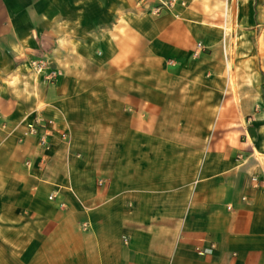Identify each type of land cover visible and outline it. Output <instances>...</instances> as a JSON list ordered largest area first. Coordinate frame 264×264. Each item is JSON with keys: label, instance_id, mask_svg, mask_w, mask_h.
<instances>
[{"label": "crops", "instance_id": "obj_1", "mask_svg": "<svg viewBox=\"0 0 264 264\" xmlns=\"http://www.w3.org/2000/svg\"><path fill=\"white\" fill-rule=\"evenodd\" d=\"M163 1L0 0V264H264V0Z\"/></svg>", "mask_w": 264, "mask_h": 264}, {"label": "rangeland", "instance_id": "obj_2", "mask_svg": "<svg viewBox=\"0 0 264 264\" xmlns=\"http://www.w3.org/2000/svg\"><path fill=\"white\" fill-rule=\"evenodd\" d=\"M150 3H152V7L150 8L151 12L153 13V15H158L160 14V9L161 7H166L165 5V1L162 2V0H149ZM191 0H171L170 2H168V6L172 7V5L177 6L178 8H180L181 10L183 9H189V5H190ZM193 5V4H192ZM207 11L209 10V8H204ZM215 10H220V8L218 7H214ZM206 15L209 17V19H211L208 23L204 24L209 25L212 30H213V35H212V39H213V46L210 47L211 50L213 52H217L218 55L216 57V59H218L219 61H222V65H223V71L226 72L225 74L230 76L229 78V82L232 85L234 83V81H236V78L232 77V70L236 64V59L237 56L242 53L241 50H244V53H250L251 52V46H239L238 44V38L239 36L243 35L246 36L247 35V31H240L237 29L236 24L233 22L232 23V14L230 13H225L223 12H217V13H206ZM175 16H181L179 14L175 15ZM204 16V15H203ZM182 17V16H181ZM244 32V33H243ZM253 33V31H252ZM250 33V34H252ZM240 34V35H239ZM259 36V35H257ZM260 38H261V42L264 43V32H261L260 34ZM262 49H264V45L261 46ZM196 51L197 52H205L206 49L204 48V46H202L200 43L197 44L196 46ZM229 68V69H228ZM185 81H182V85L187 86V85H191V91H193L192 93L189 90H184L181 95H180V102H182L183 104L186 103V109L182 111V118H189L191 120H194L195 118L200 119V118H206L207 116L212 117L214 122L217 119L222 118V116H225L224 119H231L234 115L233 110H223L221 111L219 109L218 104L215 103V95L213 96V101H214V106L217 108H213L212 110L206 111L205 109H193L190 108V104L193 102H197L198 105H203V103L205 102V95L204 94H200L199 90L200 88H204L205 86V82L204 79L199 78L191 83L188 82L187 78H184ZM231 88V86H230ZM232 91V89H231ZM233 92V91H232ZM190 103V104H189ZM189 105V107H188ZM192 105V104H191ZM223 112V115L221 114ZM228 117V118H227ZM223 120V118H222ZM34 128V127H32ZM182 128H186V129H197V127H193V126H187V127H182ZM198 128H200L198 126ZM223 126L218 125L216 126V128H214V132L215 133H220L224 131ZM35 129V128H34ZM61 140H63L65 143H69L68 139L63 138L61 136Z\"/></svg>", "mask_w": 264, "mask_h": 264}, {"label": "bare ground", "instance_id": "obj_3", "mask_svg": "<svg viewBox=\"0 0 264 264\" xmlns=\"http://www.w3.org/2000/svg\"><path fill=\"white\" fill-rule=\"evenodd\" d=\"M229 69V68H228ZM233 77V76H232ZM229 78H230V76H229ZM235 83V82H234Z\"/></svg>", "mask_w": 264, "mask_h": 264}, {"label": "built area", "instance_id": "obj_4", "mask_svg": "<svg viewBox=\"0 0 264 264\" xmlns=\"http://www.w3.org/2000/svg\"><path fill=\"white\" fill-rule=\"evenodd\" d=\"M32 129H34V128H32Z\"/></svg>", "mask_w": 264, "mask_h": 264}]
</instances>
